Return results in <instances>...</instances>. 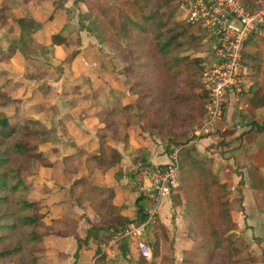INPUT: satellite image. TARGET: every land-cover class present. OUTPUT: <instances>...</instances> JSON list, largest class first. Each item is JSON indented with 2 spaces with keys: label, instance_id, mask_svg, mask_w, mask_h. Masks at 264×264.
Listing matches in <instances>:
<instances>
[{
  "label": "crops",
  "instance_id": "crops-1",
  "mask_svg": "<svg viewBox=\"0 0 264 264\" xmlns=\"http://www.w3.org/2000/svg\"><path fill=\"white\" fill-rule=\"evenodd\" d=\"M0 21L1 31L5 33L0 34V43L7 45L1 44L0 51L8 58L2 65L9 71L6 75L18 73L14 75L19 81L18 85L16 80L9 83L3 75L2 87L8 97L13 95L9 93L17 95L10 103L18 101L14 113L18 121L26 122L29 128L35 127L43 139L39 142L35 174L28 179L33 197L43 211L42 223L50 228L49 233H43L47 234L43 243L48 250L55 251L53 257L64 249L67 254H73V249L78 250L83 244L79 260L84 255L94 260L95 244L92 240L88 245L84 242L89 230L97 227L101 234L114 236L122 226L141 219L139 209H144L148 217L150 202L146 200L147 207L143 202L137 204L139 197L132 182L134 171L145 163L165 166L169 153L161 150L162 146L157 148L151 135L147 139L146 133L141 135L144 117L134 99V80L125 81L123 75L116 81L108 80L107 68L114 69L108 60L110 52L98 36L78 27L79 19L71 23L64 16L53 21L51 35L60 34L66 39L64 45H53L45 39L46 21L35 34H29L12 49L8 46L12 36L8 33L9 25L5 20ZM15 23L17 20L13 19L11 24ZM16 29V34L26 37L23 28ZM260 42L264 41L250 42L245 53L249 84L242 93H229L218 135L201 140L198 146L201 153L213 158L217 177L231 186L226 200L242 199V209L235 213L237 228L235 222L228 233L250 234L246 241L254 249L264 248V53ZM113 56L122 73L126 67L123 58L115 52ZM15 61L19 62L18 67L14 66ZM34 63L43 69L32 74L29 68ZM48 63L59 66L53 77L46 70L52 69ZM253 100L256 108L252 106ZM129 105L130 112H120ZM118 124L123 128L116 133L114 126ZM139 157L142 161L137 163ZM193 234L182 195L171 190L160 207L157 225L147 229L145 236L152 252L158 246L159 264L189 262L195 243ZM254 234L261 239L259 245L253 241ZM113 240L103 247L108 264H114L112 260L119 264L126 255L130 259L136 255L137 246L132 239L115 244ZM147 260L152 261L153 255Z\"/></svg>",
  "mask_w": 264,
  "mask_h": 264
},
{
  "label": "trees",
  "instance_id": "trees-1",
  "mask_svg": "<svg viewBox=\"0 0 264 264\" xmlns=\"http://www.w3.org/2000/svg\"><path fill=\"white\" fill-rule=\"evenodd\" d=\"M103 1L109 8L100 7L99 11L107 17L115 40L122 45L119 46L121 55L134 80L135 101L144 115H148L150 123L158 120L169 124V144L183 143L190 128L200 125L207 115L208 95L200 74L208 56L199 52L204 31L199 25L175 20L176 0H123L127 13L120 20L109 16L111 9L118 11V7L110 4V0ZM240 1L246 8L253 9L258 0ZM85 2H77L84 14L89 12L87 5H91ZM58 13L55 12L44 27L47 40L61 46L67 43L66 39L60 34L51 35L53 21L65 14ZM21 15L12 29L27 26L26 16ZM94 18L98 24L100 20L96 15ZM9 33L12 34V30ZM262 100L264 102V95ZM256 105L253 100L252 106L256 108ZM130 108V105L125 106L120 112ZM35 137L39 138L38 132L28 129L26 122L12 123L6 114H0V264L40 262L41 245L45 240L40 226L44 217L40 206L31 200V186L21 177V166L30 162L35 149L39 148V144L31 143ZM213 165V158L196 147L184 146L180 151V186L172 191L182 195L195 241L190 260L185 264H235L227 256L224 239L235 223V213L242 209V199L224 200L231 192V186L217 177ZM141 200L147 199L139 197L137 204ZM138 212L142 217L137 222L141 223L147 214L144 209ZM101 231L92 227L84 242L88 245L92 240L95 244L96 264H108L103 244L114 236H105ZM81 250L82 246H79L75 255L78 256ZM135 253V257H142L137 247ZM160 261L156 246L151 264Z\"/></svg>",
  "mask_w": 264,
  "mask_h": 264
},
{
  "label": "built area",
  "instance_id": "built-area-1",
  "mask_svg": "<svg viewBox=\"0 0 264 264\" xmlns=\"http://www.w3.org/2000/svg\"><path fill=\"white\" fill-rule=\"evenodd\" d=\"M178 13L181 21L202 28L209 58L202 75L208 95L207 115L194 132L191 143L185 145L190 147L218 135L229 93H242L249 84L250 71L245 53L250 42L264 41V0H258L253 9L246 8L240 0H178ZM183 147L173 151L165 166L145 163L135 168L134 190L138 197L150 202L148 217L141 223L135 220L116 233L113 244L132 239L142 256L152 258V249L145 239L146 231L149 226L157 225L165 196L180 186V151Z\"/></svg>",
  "mask_w": 264,
  "mask_h": 264
},
{
  "label": "rangeland",
  "instance_id": "rangeland-1",
  "mask_svg": "<svg viewBox=\"0 0 264 264\" xmlns=\"http://www.w3.org/2000/svg\"><path fill=\"white\" fill-rule=\"evenodd\" d=\"M85 1L87 3L90 2L91 5L88 3L89 6L87 5V8L89 9V12L84 14L81 12V8L77 4L78 0H0V20H5V22H7V24L9 25L7 27L8 33L10 30H12V36H11V39L9 42L10 44H8V46L10 45L9 48L12 49L16 44H20V42H23L25 39H27V37L30 36L29 34H31V35L35 34L36 30L39 27H43V23L50 20V18L55 14V12L58 13L59 11H62L63 13H65L64 16H68V19H69V21H71V23L76 21V19H79L80 24L78 27L80 29H84V28L89 29L90 33L94 34L95 37L98 36L102 46L104 48H106L107 52H110V55H108V60H109L110 64L114 66V69L110 71L107 68L108 72L106 74H107L108 80L109 81H116V78H119V77L123 78V77H121V75H123L125 81H127V80H128V82L131 81L133 79V77L127 71L128 64H127L126 60L124 59V57H122V55H121V49L119 48V46L121 44L115 40L114 35L112 33V28L109 26L107 17L102 16L100 14V11H99L100 7L101 8H109V5H105V2L103 0H91V1L85 0ZM122 1L123 0H110V4H112L116 8L118 7V11H116L115 9H111V11L109 13L110 17H116L117 19L120 20V19H122V17H124L126 15L127 10L123 7ZM72 4H74V5H72ZM73 7H76V10ZM21 14H23L27 18V22H26L27 26H23L24 31L27 32L26 37H24V36L22 37V36L16 34V32H18L17 31L18 29H16V28L12 29L13 26L11 23L13 22V19L18 20V18L22 16ZM58 14H60V13H58ZM95 15L100 20V22L98 24L95 23V21H96V19L94 18ZM35 18L38 21H36ZM174 18H175V20L180 21V16L178 13V0H176V2H175ZM0 24H1V21H0ZM0 34L5 35V33H3L1 31V26H0ZM45 39L47 40L46 34H45ZM1 44L4 45L5 47L7 46L4 43H0V45ZM259 44H260L261 52L264 53V42H260ZM114 52L118 55V57H122L124 60L126 67L122 73L120 72V69H118L119 67L116 66V64H115V58L113 56ZM199 52L200 53L202 52L203 54L206 52V48H205L204 44L199 49ZM3 54L4 53L0 51V114L3 113V114H6L8 116H10V115L13 116V118L11 119V122L16 123L19 120L18 115H15L16 114V108H18V106H17L18 101L16 99L15 102H12V103H6V102H8L11 98H16L17 95L15 96L14 93H9V95H11V94H13V95H11V98L8 97V93L4 92V89H3L4 87H2V85L5 81L4 76H6L9 83H15L18 80V78L14 74L18 75V73L6 75V73H9V71L7 72V70L4 69V66L2 65V63L4 61H7L8 58L4 57ZM59 54H60V52H59ZM37 55H39V53H37ZM35 57H36V55H35ZM208 59L209 58H207V61H208ZM108 60H106V61L108 62ZM118 61H119V59H118ZM15 62L16 63L14 66L18 67L19 62L18 61H15ZM32 65L33 66L31 68H29V71H33L32 74H34L36 71L43 69L42 67L41 68L35 67L34 66L35 63ZM40 66H42V64ZM48 66H51L52 69L50 67H48V68H46V70H49V74H52V77H53V74L55 73L56 68H59V66H54V65L49 64V63H48ZM203 72H204V70L200 74L201 82H202ZM57 74H59V70H57ZM38 75L40 76L39 73H38ZM62 75H63V73L60 74V77H63ZM29 77L31 80L35 79V76H29ZM18 82L19 81H17V83H15V85H18ZM135 105H138V104L136 103ZM131 109L132 108H130L128 110V112H130ZM140 109H141V106H140ZM140 115H141V117H144L141 119L144 122V125L140 126L141 133H142L141 135H143V133H146L145 139L148 138L147 135H151L152 140L157 145V148L162 146L163 148H161V150H164L165 152L168 151L169 157L173 153V151L175 149H177L178 147L190 144L191 141L193 140L192 137L194 135V132L201 125V124L200 125L197 124L195 126L193 125L190 128V132L188 133L187 138L184 139L183 143H181L179 145H175V144H171V143L169 144L168 143V141H169L168 140L169 139V136H168L169 124L167 122L164 123L163 121L154 120L153 123H150L148 115L147 116H146V114L144 115L142 109L140 110ZM114 128H116V130L114 129V131L117 133L118 131H120L123 128V126L121 124H118V125L114 126ZM28 129L36 131L35 127L29 128V126H28ZM41 140H43V139L35 137L33 140H31V143L34 146H36L37 144H39V142ZM118 141H119V138H118ZM198 146H199V142L196 144L195 143L192 144L189 148L196 147L198 149ZM33 154L34 155H33L32 160L21 166V177H23V179L27 183L29 181L28 179H30L32 177V175L35 174V168H36V165L38 164L37 159L39 158L38 149H35V152ZM144 156H147V155H144ZM141 161L142 160L139 157L137 163L141 162ZM226 197L227 196L224 197V200L227 199ZM240 198L241 197H239L238 199H240ZM31 200L36 202L35 198L33 197V190L31 193ZM142 202H143V206L147 207V204H145L146 200H141V203ZM237 212H239V211H237ZM41 213H43L42 210H41ZM235 222H236L235 228H237L238 222H237V220ZM152 227L153 226H149L148 230L151 229ZM49 230H50L49 227H47L44 223H41L40 233L41 232H42V234L44 232L49 233ZM249 235L250 234H248V233L239 232V231H237V232L234 231L232 233H228V232L225 233L224 242H225V245L227 248L228 258L231 261L235 262V264H264V248L254 249V248L248 246V243L246 240H247ZM44 236L46 239L47 234H44ZM256 236H257V234H254L253 241H254V243L259 245L260 244L259 241H261V239L259 237H256ZM106 245H108V243L103 244V247L106 248L107 247ZM122 246L124 247V250H126V252H127L128 251L127 244L124 243ZM82 247H83V244H82ZM41 249H42V253H41L42 255L40 254L39 264H96V260H97V259L91 260L86 255L83 256V259L79 260L78 256L76 257V255H75V252H77V249H73V254L72 253L67 254L65 251L66 249L60 250L59 251L60 254L56 253V257H53V255L55 254V251L48 250L44 243H43V245H41ZM82 250H83V248H82ZM69 251L71 252V250H69ZM131 256H132V258L130 259L126 255V257L119 264H149V263L151 264V261L148 262V260L144 256H142V257H137V256L135 257L133 255H131ZM112 261L114 262V264H116L115 260H112Z\"/></svg>",
  "mask_w": 264,
  "mask_h": 264
}]
</instances>
